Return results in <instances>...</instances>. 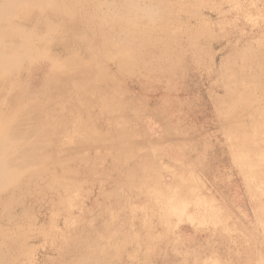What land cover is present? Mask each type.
<instances>
[{"label": "rangeland", "instance_id": "obj_1", "mask_svg": "<svg viewBox=\"0 0 264 264\" xmlns=\"http://www.w3.org/2000/svg\"><path fill=\"white\" fill-rule=\"evenodd\" d=\"M44 1L0 0L53 114L12 148L0 264H264V0Z\"/></svg>", "mask_w": 264, "mask_h": 264}, {"label": "bare ground", "instance_id": "obj_2", "mask_svg": "<svg viewBox=\"0 0 264 264\" xmlns=\"http://www.w3.org/2000/svg\"><path fill=\"white\" fill-rule=\"evenodd\" d=\"M37 1L41 5H46L44 0ZM10 5L12 6V3ZM11 6L5 8V10L11 9ZM96 31L100 34L102 44L109 45L108 39H105L98 30ZM5 45H0V193H5L6 183L12 181L10 169L13 158L12 148L20 145L19 133L28 131L29 140L31 141L29 147L33 149L31 152L41 147V145H46L50 141V136L53 135V125L50 127L43 122V119L47 117L46 121H52L53 114L52 112L49 113L50 105L48 103L51 100L48 98L44 99V102L34 101L33 99L25 101L22 95L17 96V82L10 81L12 69L17 70L18 67L17 58L6 53L7 48ZM27 128L29 129L27 130Z\"/></svg>", "mask_w": 264, "mask_h": 264}]
</instances>
